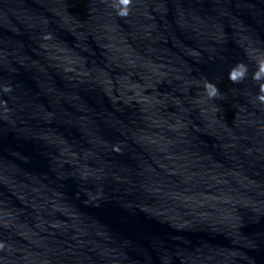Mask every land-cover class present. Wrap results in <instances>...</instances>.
I'll use <instances>...</instances> for the list:
<instances>
[{"label":"water","instance_id":"1","mask_svg":"<svg viewBox=\"0 0 264 264\" xmlns=\"http://www.w3.org/2000/svg\"><path fill=\"white\" fill-rule=\"evenodd\" d=\"M253 49L264 0H0V264H264Z\"/></svg>","mask_w":264,"mask_h":264},{"label":"clouds","instance_id":"2","mask_svg":"<svg viewBox=\"0 0 264 264\" xmlns=\"http://www.w3.org/2000/svg\"><path fill=\"white\" fill-rule=\"evenodd\" d=\"M107 2V0H105ZM133 6V0H111V7L115 10V13L120 18H127ZM44 40L52 39L51 34H46L42 37ZM249 58L255 63L256 70L252 73L251 79L255 81L258 85L259 94L256 96V100L264 105V53H259L258 50H251L249 53ZM249 65L243 61L236 63L229 69L228 80L233 85L242 84L248 77ZM203 90L204 95L207 100H217L223 99V93L221 89L217 86V83L210 82L207 78L203 80ZM3 93L7 94L12 91L11 85H5L2 88ZM0 106L4 108L5 113L10 111L7 108V102L0 100ZM112 151L116 153H121L122 149L119 144L112 147ZM6 244L0 241V251L4 250Z\"/></svg>","mask_w":264,"mask_h":264}]
</instances>
